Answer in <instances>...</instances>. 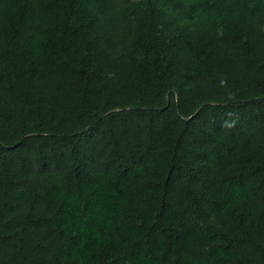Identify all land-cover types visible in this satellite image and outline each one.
Listing matches in <instances>:
<instances>
[{
	"label": "trees",
	"instance_id": "trees-1",
	"mask_svg": "<svg viewBox=\"0 0 264 264\" xmlns=\"http://www.w3.org/2000/svg\"><path fill=\"white\" fill-rule=\"evenodd\" d=\"M0 264H264V0H0Z\"/></svg>",
	"mask_w": 264,
	"mask_h": 264
}]
</instances>
